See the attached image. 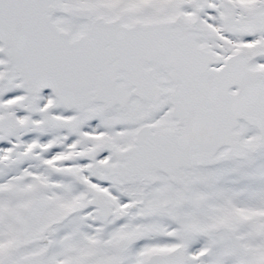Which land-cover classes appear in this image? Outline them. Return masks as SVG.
<instances>
[{
    "label": "snow or ice",
    "instance_id": "1",
    "mask_svg": "<svg viewBox=\"0 0 264 264\" xmlns=\"http://www.w3.org/2000/svg\"><path fill=\"white\" fill-rule=\"evenodd\" d=\"M0 264H264V0H0Z\"/></svg>",
    "mask_w": 264,
    "mask_h": 264
}]
</instances>
